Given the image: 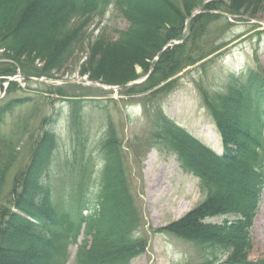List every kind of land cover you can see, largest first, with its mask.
I'll return each mask as SVG.
<instances>
[{"label":"rangeland","instance_id":"1","mask_svg":"<svg viewBox=\"0 0 264 264\" xmlns=\"http://www.w3.org/2000/svg\"><path fill=\"white\" fill-rule=\"evenodd\" d=\"M157 1L167 3L166 0ZM13 2L0 0V8H11ZM177 2L180 4L182 0ZM216 2L189 0L194 7L188 16L196 10L202 11L206 4ZM219 3L225 6L233 3L235 10L228 17L218 15L209 19L206 25L192 30L188 24L185 27L183 21L180 32L181 37L184 36L183 41L189 40L188 49L180 54L181 64L177 65L176 59L172 74L146 92L156 90L158 94L154 100L137 93L133 86L148 85L146 81L150 79V65L155 54L165 45H172L165 50L180 45L175 43L181 38L164 39V33L173 27V12L159 7L156 1L141 9L140 20L135 25L128 21L127 9L115 5L108 6L102 14L92 15L84 26L77 18L65 24L70 31L80 27L83 36L78 33L79 40L76 44L73 41L79 50L76 47L70 49L60 60L59 68L41 76L51 81H39L41 77L34 75L30 76L34 80L24 79L25 75L18 66L11 74L3 76L12 78L19 75L22 79H15L3 88L0 105L13 98L22 102L13 111L5 112L0 124V194L6 197L13 180L29 161L43 120L55 116V120L47 125L55 139L50 152L52 176L49 181L55 192L48 210L50 221L62 210L76 211L78 205L83 215H94V195L98 191L96 185L103 167L118 163L128 180L140 215L138 236L147 242L141 254L129 264H195L206 260L215 261V264H240V259L232 258L234 251L229 248L203 251L162 231L202 203L205 196L200 192L197 179L181 167L171 148L166 147L167 142L160 137L155 138L153 130L157 112L162 109L169 120L206 146L220 151L222 135L229 128L219 130L214 125L209 105L247 71L256 69L264 72V0L257 3L254 0ZM2 16L4 14H0V18ZM35 26L36 22L29 29ZM193 34H197L196 37ZM11 55L16 53L0 49V61L11 63ZM24 56L18 60L27 61L22 59ZM44 64L39 58L33 62V66L40 69ZM83 67L85 72H81ZM91 72L111 75L113 80H124L121 84L141 81L144 75L146 79L115 90L112 87L121 84L91 79ZM88 80L103 83L111 90L80 84ZM128 88L134 92L123 94V90ZM71 101L85 104L81 110L82 119L77 123H81L79 129H70L71 119H75L69 106ZM252 109L249 107L242 116ZM113 145H116L118 157L107 154ZM259 155L264 159V151ZM78 182L85 190L83 201H75L69 208L72 199L69 188L77 189ZM260 193L261 199L250 226L251 247L246 256L247 260L253 261L264 259V185ZM30 222L34 223V220ZM87 227L88 224L84 228L83 223L76 241L66 245L63 264H74L76 254L90 246L91 236L86 233ZM93 232L112 236L107 222ZM35 235L39 242L49 237V230L42 225ZM37 251L38 248H32L28 257L35 258Z\"/></svg>","mask_w":264,"mask_h":264},{"label":"trees","instance_id":"2","mask_svg":"<svg viewBox=\"0 0 264 264\" xmlns=\"http://www.w3.org/2000/svg\"><path fill=\"white\" fill-rule=\"evenodd\" d=\"M155 1L159 7L173 12V27L164 33V39H174V36L180 38L183 21L194 7L189 0H182L180 4L177 0H166L168 4L157 0H14L10 4L11 8H0L3 11L0 14H4L0 18V49L16 53L9 59L14 62L0 61V77L11 74L16 66L28 77L48 75L51 69L59 68V63H62L60 60L70 49L76 47L79 50L73 41L76 44L79 40L78 33L83 36L80 27L73 31L65 27L75 18L84 26L92 15L102 14L109 5L114 4L126 8L128 21L131 20L135 25L140 20L141 9L146 5L151 6ZM216 1L206 4L204 9H219L230 14L235 10L233 3L226 6L219 3L227 0ZM254 1L257 3L260 0ZM217 17L208 12L196 15L189 21L188 28H199L209 23V19ZM34 22L36 26L43 25L44 31L31 44L26 45V33H22ZM188 41L165 50L159 59L153 61L150 79L146 81L148 85L133 86L138 90L137 93H144L172 74L176 59L177 65L181 64L180 54L188 49ZM23 55L22 59L27 61L18 60ZM36 58L43 60L46 67H34ZM85 71L83 67L81 72ZM112 77L94 72L89 75L91 79L100 78L108 84L124 82L119 78L113 80ZM133 92L128 88L122 93L127 95ZM156 93V90L149 93V100H154ZM21 102L13 98L0 105V124L3 114L13 111ZM84 105L81 101L69 102L71 114L75 117L71 119L70 129H79L81 123H77L82 119L81 110ZM249 107H253L252 111L242 116ZM208 108L219 130L229 128L222 135L221 154L205 147L201 141L169 120L162 111L157 112L158 116L154 120L155 138L160 137L167 142L166 147L175 153L181 167L197 178L200 191L205 196L202 203L179 220L165 226L162 231L203 251L229 248L234 251L232 258L240 259V264H264V259H246L251 247L250 226L264 185V161L259 155L264 151V72L256 69L247 71L238 82L229 84ZM52 120L53 117L43 120L41 133L36 137L29 161L13 180L6 197L0 194V264H63L66 245L76 240L83 223L85 226L88 224L86 233L91 236V242L88 248L76 254L74 264H129L141 254L147 242L138 236L140 215L128 180L118 163L103 167L96 185L98 191L94 195L97 209L94 215H82L79 205L76 211H62L51 221L49 237L41 242L35 258L28 257L34 245L36 230L45 218L51 216L48 210L55 195L49 181L52 176L50 152L55 139L47 125ZM107 154L117 155L116 145L110 147ZM77 186L74 190L73 187L69 188L72 193L69 208L75 201H83L85 190L79 182ZM215 217H220L221 221H212ZM30 220H34V223ZM103 222H107L117 245L113 244L109 236L93 232ZM195 264H215V261L206 260Z\"/></svg>","mask_w":264,"mask_h":264},{"label":"bare ground","instance_id":"3","mask_svg":"<svg viewBox=\"0 0 264 264\" xmlns=\"http://www.w3.org/2000/svg\"><path fill=\"white\" fill-rule=\"evenodd\" d=\"M43 27V25H41V26H35V27H32L31 29H28V30H26V31H24L22 34L24 35L25 33V35H26V45H29V44H31L32 43V41H34L35 40V38L39 35V33L42 31V28ZM32 36H33V38H32Z\"/></svg>","mask_w":264,"mask_h":264},{"label":"water","instance_id":"4","mask_svg":"<svg viewBox=\"0 0 264 264\" xmlns=\"http://www.w3.org/2000/svg\"><path fill=\"white\" fill-rule=\"evenodd\" d=\"M197 13H199V11L197 12V11H195V13H193L190 17H193V16H195V14H197ZM189 17V18H190ZM189 18H187L186 19V21L189 19ZM183 39V38H182ZM164 49H165V47L157 54V56L159 57V55L161 54V52H163L164 51ZM90 84H92V85H94V86H96V87H98V88H103V89H107V90H111V87L110 88H107V87H104L103 85H101V84H96V83H94V82H92V81H90L89 82ZM115 89H118V87H115Z\"/></svg>","mask_w":264,"mask_h":264}]
</instances>
